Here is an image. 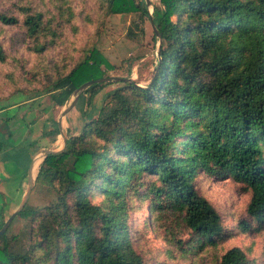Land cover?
Instances as JSON below:
<instances>
[{"label": "trees", "instance_id": "trees-1", "mask_svg": "<svg viewBox=\"0 0 264 264\" xmlns=\"http://www.w3.org/2000/svg\"><path fill=\"white\" fill-rule=\"evenodd\" d=\"M93 1L101 15L139 12L153 20V38L162 42L152 79L144 86L126 77L94 83L79 95L120 83L102 95L100 107L92 105L79 134L66 133L63 150L39 163L32 191L45 185L50 199L34 208L29 198L0 234V264H146L128 224L136 196L150 201L152 212L181 217L200 246L216 244L226 238L225 229L196 187L200 172L244 183L251 191L247 213L263 228L264 0H160L152 14L148 0ZM79 2L87 0H17L0 13V29L21 27L29 39V55L22 58L0 42V65L17 62L23 69L19 78L7 74L18 91L25 90L20 81L33 82L25 77L32 55L34 66L47 72L56 106L83 83L111 77L107 71L115 65L82 36V47L76 37L66 53L58 51L70 32L80 35V19L93 21ZM37 75L38 69L34 81ZM53 123L45 135L55 141L62 131ZM5 136L12 140L10 132ZM11 184L0 185V229L25 197L19 182ZM19 218L37 225L25 235L12 233ZM214 264L255 263L234 246Z\"/></svg>", "mask_w": 264, "mask_h": 264}, {"label": "rangeland", "instance_id": "rangeland-1", "mask_svg": "<svg viewBox=\"0 0 264 264\" xmlns=\"http://www.w3.org/2000/svg\"><path fill=\"white\" fill-rule=\"evenodd\" d=\"M9 1L0 0V13H6L10 4L17 0ZM160 5V0H149V12L152 14L154 7ZM97 6L99 4L93 0L77 3V8H85L93 21L86 24L80 19L79 37L70 32L68 42L65 40L58 51L66 53L69 48L67 45L73 44L76 37L78 47H82V36L84 45L90 41V45H95L115 65L114 69L107 71L108 76L126 77L140 85H147L152 79L160 46V41L156 42L153 38L154 29L150 18L139 12L107 14L104 9L101 15V8ZM0 42L12 57L17 55L22 58L29 55V39L21 27L8 25L0 29ZM36 62V56H30L25 77L33 82L25 83L24 86L20 81V87L25 88L22 91H18L15 82H11L7 76L13 72V79L19 78L23 73L21 66L17 62L13 65H0V139L6 143L3 147L0 146V185L4 180L12 183L13 187L19 182L25 194L29 188L28 171L32 162V173L35 177L46 150L62 149L66 133L79 134L88 121L87 113L92 105L100 107L102 95L120 85L119 82L106 84L100 90L95 86L80 100L77 99L75 106L62 116L75 96L64 106L54 105L46 88L47 72L41 67H35ZM34 69L35 72L38 69L37 81H34ZM90 96L91 104L88 105ZM55 121L58 124L61 121L59 127L62 134L57 135L54 141V135L46 136L45 133L54 130ZM9 132L12 140L5 136ZM24 156L27 159L26 165H23ZM196 187L220 213L226 238L213 245L200 246L197 244V235L185 225L181 217L177 218L169 212H152L151 202L136 196L130 201L132 208L129 210L128 224L133 245L144 257L146 264H214L234 246L242 248L255 264H264V226L258 230L257 222L247 213L251 191L246 185L232 177L200 172L196 178ZM50 196L45 185L34 186L29 204L39 208L49 201ZM101 199L100 195L95 197L97 201ZM2 205L3 199L0 195V224L3 218ZM245 221L252 225L249 230L243 227ZM32 225L36 226L37 223L19 218L13 223L11 232L25 235ZM179 239L182 244L178 243ZM193 244L196 246L193 247Z\"/></svg>", "mask_w": 264, "mask_h": 264}, {"label": "water", "instance_id": "water-1", "mask_svg": "<svg viewBox=\"0 0 264 264\" xmlns=\"http://www.w3.org/2000/svg\"><path fill=\"white\" fill-rule=\"evenodd\" d=\"M149 1V0H148ZM152 21V24H153V20L151 19ZM153 27H154V24H153ZM161 40H160V44H161ZM123 79L122 77H117V76H111V77H105V78H101V79H98V80H90V81H87L85 83H83L74 93L75 95V99L73 100V102L71 103V105L65 109L62 113V116L66 114L67 111H69L72 107L75 106L76 104V101L79 97V95L85 90L87 89L88 87H90L92 84L94 83H103V82H108V81H112V80H121ZM62 118V117H61ZM60 127H61V121H60ZM66 143H67V139L66 137L64 138V147L60 150H51V149H48L46 150L45 154L46 153H50V152H59L61 150H63L66 146ZM33 167H34V163L32 162V165L30 166L29 168V171H28V183H29V188L25 194V197H24V200L22 201V203L20 204V206L17 208V210L7 219V221L5 222V224L3 225V227L0 229V234H3L7 229L8 227L10 226L11 222L13 221V219L17 216V214L24 208V206L26 205V203L28 202L29 198H30V195H31V191H32V188H33V173H32V170H33Z\"/></svg>", "mask_w": 264, "mask_h": 264}, {"label": "crops", "instance_id": "crops-1", "mask_svg": "<svg viewBox=\"0 0 264 264\" xmlns=\"http://www.w3.org/2000/svg\"><path fill=\"white\" fill-rule=\"evenodd\" d=\"M18 160H19V158L16 161H18ZM23 160H25V162H23ZM23 160H22V162L24 163L23 165H26L27 159L25 156L23 157ZM19 163L22 164L20 161H19ZM23 165H22V167H23ZM23 169H25V167H23ZM22 186H23V183H22Z\"/></svg>", "mask_w": 264, "mask_h": 264}]
</instances>
